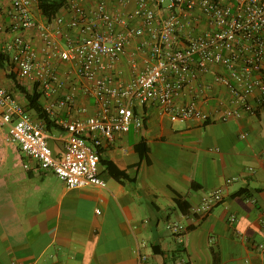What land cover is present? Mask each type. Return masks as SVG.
<instances>
[{
  "label": "crops",
  "instance_id": "obj_1",
  "mask_svg": "<svg viewBox=\"0 0 264 264\" xmlns=\"http://www.w3.org/2000/svg\"><path fill=\"white\" fill-rule=\"evenodd\" d=\"M84 2L88 12L96 0ZM107 7L114 14L123 10L116 0H109ZM133 7L134 0H129L124 11ZM59 15L69 18L66 10ZM164 15L157 11L159 19ZM35 17L44 21L37 11ZM130 26L142 24L133 20ZM203 29L201 20L190 33ZM24 38L42 62L38 36L27 32ZM55 38L64 47L67 38L81 36L63 27ZM148 39L147 31L133 38L113 64L111 75L117 83L125 84L143 70L149 60ZM54 65L63 89L52 100L71 93L74 101L67 108L46 111L51 119L62 127L91 116L95 104L82 94L83 81L67 75L68 64L54 60ZM8 70L0 69L3 86L26 105ZM222 72L215 68L197 82L206 94L205 102L196 100L197 108L211 114V121H170L157 106L135 105L141 128L131 127L97 150L104 188H66L10 143L6 128L0 129V264H264V251L257 248L264 246L263 110L221 122L217 104L227 94L213 75ZM15 82L31 92L29 81L15 75ZM190 100L183 91L176 104ZM41 103L45 109L46 101ZM62 129L47 133L55 158L64 148ZM115 170L122 173L121 181L112 177ZM218 189L222 202L208 214L195 212L201 200ZM173 224L185 230L176 236L169 231Z\"/></svg>",
  "mask_w": 264,
  "mask_h": 264
},
{
  "label": "built area",
  "instance_id": "obj_2",
  "mask_svg": "<svg viewBox=\"0 0 264 264\" xmlns=\"http://www.w3.org/2000/svg\"><path fill=\"white\" fill-rule=\"evenodd\" d=\"M116 1L123 10L115 14L108 10L109 0H96L88 12L73 1L67 7V20L60 15L51 22L35 17L37 0L0 4V55L12 65L18 79L37 87L46 101L45 110L52 113L74 101L71 93L52 100L63 89L54 60L68 64L67 75L81 79L82 94L94 100L91 116L62 123L64 148L62 156L55 158L42 123L8 93L0 79V129H7V140L33 159L38 169L49 171L68 189L105 187L98 176L97 150L104 141L128 133L131 127L141 128L135 105L157 106L170 121H211V114L197 108L198 98L206 101L197 82L215 68L223 72L214 74L213 81L227 94L217 104L221 122L264 110V0H134L130 11H124L129 0ZM159 10L165 13L162 19L157 16ZM133 20L142 26H130ZM201 20L204 29L192 35L191 28ZM63 27L76 30L81 38H67L62 47L55 34ZM145 31L149 60L142 71L121 85L111 75L113 64L130 41ZM27 32L40 40L42 62L24 38ZM183 91L191 100L178 106ZM222 200L221 190H215L201 200L195 212L208 214ZM184 230L178 224L169 226L176 236ZM257 248L264 251L263 245Z\"/></svg>",
  "mask_w": 264,
  "mask_h": 264
},
{
  "label": "trees",
  "instance_id": "obj_3",
  "mask_svg": "<svg viewBox=\"0 0 264 264\" xmlns=\"http://www.w3.org/2000/svg\"><path fill=\"white\" fill-rule=\"evenodd\" d=\"M73 1H77L80 4L78 0H37L36 11L41 17L44 18L45 21L51 22L56 16H60L59 13L61 11H67L68 4ZM7 68H9L8 75L12 79L16 89L19 90L20 93L24 96L26 105H23V107L28 113L29 111H32L35 115V118H33L32 116L31 117L35 121H39L42 123L44 131L46 133L63 130L61 126L56 124L55 121L51 119L50 115L43 108L41 103V99L43 100V97L38 92L37 87L35 85H32L31 92H28L23 86L16 83L15 73L12 70V65L8 63L7 59L4 56L0 55V69L6 71ZM7 91L13 97L12 93L9 90ZM112 177L118 181H121V179L123 178L122 173L117 170L112 172Z\"/></svg>",
  "mask_w": 264,
  "mask_h": 264
},
{
  "label": "rangeland",
  "instance_id": "obj_4",
  "mask_svg": "<svg viewBox=\"0 0 264 264\" xmlns=\"http://www.w3.org/2000/svg\"><path fill=\"white\" fill-rule=\"evenodd\" d=\"M79 2H80V4L82 5V7H83V5H84V0H78ZM87 1H89V0H87ZM86 4V3H85ZM37 17V16H36ZM261 123H262V126H263V132H264V111L262 112V114H261Z\"/></svg>",
  "mask_w": 264,
  "mask_h": 264
}]
</instances>
